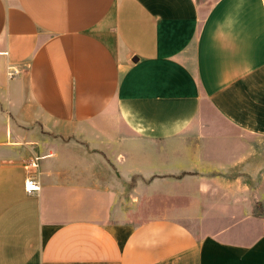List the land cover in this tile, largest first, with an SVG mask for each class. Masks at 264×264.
Returning <instances> with one entry per match:
<instances>
[{
  "label": "crops",
  "instance_id": "crops-1",
  "mask_svg": "<svg viewBox=\"0 0 264 264\" xmlns=\"http://www.w3.org/2000/svg\"><path fill=\"white\" fill-rule=\"evenodd\" d=\"M254 140L264 0H0V264H264Z\"/></svg>",
  "mask_w": 264,
  "mask_h": 264
},
{
  "label": "rangeland",
  "instance_id": "rangeland-1",
  "mask_svg": "<svg viewBox=\"0 0 264 264\" xmlns=\"http://www.w3.org/2000/svg\"><path fill=\"white\" fill-rule=\"evenodd\" d=\"M253 142L262 145L264 149L263 140H254ZM261 167L259 168L257 176L251 179V184L248 185L250 192L253 193L254 214L259 211H264V152L261 153ZM128 191L120 193L125 196L124 202L126 204L124 220L129 227H133L136 223L150 219L151 217L159 216L162 211H165V201L161 192L160 185L151 186L147 183L139 184L135 177H132L130 184L127 186ZM255 195V197H254ZM248 194H245V198ZM165 200V199H164ZM170 207V206H166Z\"/></svg>",
  "mask_w": 264,
  "mask_h": 264
},
{
  "label": "built area",
  "instance_id": "built-area-1",
  "mask_svg": "<svg viewBox=\"0 0 264 264\" xmlns=\"http://www.w3.org/2000/svg\"><path fill=\"white\" fill-rule=\"evenodd\" d=\"M18 73V70L15 67L10 66L8 71V77H11ZM24 189L26 193H33L39 189V182H37L36 178L34 176H30L25 181Z\"/></svg>",
  "mask_w": 264,
  "mask_h": 264
},
{
  "label": "bare ground",
  "instance_id": "bare-ground-1",
  "mask_svg": "<svg viewBox=\"0 0 264 264\" xmlns=\"http://www.w3.org/2000/svg\"><path fill=\"white\" fill-rule=\"evenodd\" d=\"M26 181V180H25Z\"/></svg>",
  "mask_w": 264,
  "mask_h": 264
}]
</instances>
